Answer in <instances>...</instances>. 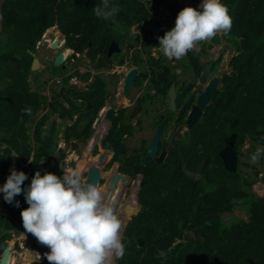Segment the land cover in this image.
<instances>
[{"label": "trees", "instance_id": "trees-1", "mask_svg": "<svg viewBox=\"0 0 264 264\" xmlns=\"http://www.w3.org/2000/svg\"><path fill=\"white\" fill-rule=\"evenodd\" d=\"M166 1L110 0L111 5L120 8L113 24L94 15V7L101 5L102 0H1V176L6 175L13 160L18 165L31 161L30 165L35 167L40 159L45 164L50 161L51 141L40 138L45 117L37 119V113L46 106V97L31 91L29 81L32 53L45 29L56 26L65 35L68 47L62 50L65 56L73 49L76 57L90 42L87 56L94 59L100 53L98 67H109L112 62L107 50L111 41L121 43L122 31L147 21L151 12ZM221 3L228 7L232 18L231 30L224 37L235 40L232 44L237 54L230 60L231 71L223 74L222 85L202 119L187 133L189 142L172 149L161 163L144 164L142 155L134 149L124 163L117 162L111 167L124 177L115 181L118 186L115 191L104 187V194L115 200L116 214L123 223L130 215L129 203L123 205L122 211L118 208L129 192L135 195L134 183L128 190L131 177L143 172L137 194L140 208L124 228L125 255L115 264H251V260L264 264V193L254 196L249 190L259 180L250 181L239 167L236 172L227 170L219 156V150L226 146L240 156L247 138L264 144V0H221ZM143 32L148 40L152 37L150 31ZM73 75L78 73L69 77ZM67 87L62 88L75 94V86ZM160 89L164 95L167 87ZM102 104L103 101L94 100L93 111L97 112ZM51 108L57 109L54 105ZM25 109H30V114ZM203 158L206 161L202 175L191 176L187 170H196V163ZM88 160L81 165L82 170L88 168ZM20 171L25 173L26 169ZM113 171L108 176L109 183ZM46 172L61 175L62 168L49 167L41 175ZM239 199L247 201L248 220L228 225L222 216L233 212ZM15 200L25 201L23 192L12 204L4 199L1 203L0 232L2 224L13 231L0 240L3 246L14 233L24 229L22 209ZM137 209L136 202L132 212ZM34 245L42 251L47 248L36 239ZM161 251L167 252L166 259L159 256Z\"/></svg>", "mask_w": 264, "mask_h": 264}, {"label": "flooded vegetation", "instance_id": "flooded-vegetation-1", "mask_svg": "<svg viewBox=\"0 0 264 264\" xmlns=\"http://www.w3.org/2000/svg\"><path fill=\"white\" fill-rule=\"evenodd\" d=\"M140 1L142 2L143 0ZM201 2L202 0H167L166 2H163L167 5L166 7L169 11L167 19L165 18L164 20L161 17L162 15H159L151 27H145L148 22L141 26L138 24L136 27L137 29L134 28L135 24L131 25L127 31L130 41H125V36L122 33L124 40L123 47H121V43L118 42L120 51L112 54L110 57L107 56L112 62V65L109 67H98L101 58L100 53L94 59L87 56V51L91 44L90 42L84 48V52L77 53L76 57H73L74 50L70 48L72 50V53H70V56L72 55L71 58L76 60L82 58L81 60L83 61V64L71 68L70 73L66 72L68 76L66 77L68 79L65 78L67 80L58 74H52L49 72V76L46 80L57 79L61 86L57 89V92L52 93V95L46 99V106L37 113V119L45 117L43 124L40 126V138L45 140L49 138L51 145L55 144L53 152L49 149V163L52 160L53 154L61 150L58 148V143L60 142H62L64 146L66 144L71 145L69 152L74 154L76 159L71 157L69 160H65L66 155L64 153V155L58 157L60 163L53 164L51 168L57 165L61 167L63 171L61 161H65V164H68L67 167L72 168L81 153L88 148L87 158H89V166L81 171L83 178L86 181L88 169L91 166L98 165L99 177L97 185L104 184V187L108 189V183L110 181V177L108 176L113 171L111 167L118 162L117 157L122 154L123 157L121 161L124 163L123 160L131 157L134 149H136L142 155L141 161L144 163L148 147L159 126L165 119H167V122L159 137L156 154L151 155L153 160L152 164L160 163L157 159L162 152H164L165 155L161 162H164L170 156L172 149L189 142L187 133L189 134V132L201 120L204 111L212 103L213 96L217 89L222 85V78L225 73L223 68L226 63L225 53L228 52L230 54L232 51L229 48L231 47L227 49V47H224L223 45V47L218 50L220 52L217 53L216 47L218 46V41L213 38V41L211 40L204 42L205 44H198L194 51L189 52L179 61L175 59L168 60L158 48L159 41L157 37H162L166 31H169L174 27L176 16L181 9L192 7L199 10L198 6ZM157 11L158 7L156 12ZM152 16H148V21ZM154 26L159 27L157 35L152 34V28ZM51 29L53 30L50 33L57 36L58 42L61 41V45L55 49L61 48V51L67 49L65 35L61 33L56 26H53ZM144 30L150 31L153 37L148 40V38L144 36ZM56 32L58 34H55ZM218 36L219 33L215 38ZM132 39L134 42H131ZM223 42L225 43L226 41ZM122 52L123 55L119 59L112 58L115 54H120ZM67 56L68 55L65 56L62 65H60L63 71L68 69L65 63L68 59ZM52 60L53 59L50 60L51 64ZM120 60H122V63L119 62ZM40 64L43 66L41 60ZM133 66L138 68V74L129 91L124 94L123 77L126 71ZM75 72H77L78 75L69 77V75ZM86 74H88L87 78L85 77ZM99 75L103 77L105 82L102 83L97 80L96 76ZM215 79L217 80L214 85L215 88H213L214 90L211 93L208 102L201 107L199 119L192 127H189V123L187 122L188 116L193 107H197L198 97L208 90L210 82ZM72 81L75 84L71 83ZM69 85L75 86V94H73L72 90H63L62 87L68 88L67 86ZM95 87L102 89L100 92H97L98 90ZM162 87H167L164 95L160 93V88ZM171 88L174 91L172 97L169 96ZM35 92H39V90ZM180 95L181 97L178 98ZM64 96H68L69 98L66 100ZM191 97L192 99L189 100ZM94 100L103 101L102 106L97 112L93 111ZM187 101L188 104L185 108V112L179 117L180 109ZM171 102L174 109L171 107ZM52 105L57 107V109L53 110L51 108ZM63 108L65 109L64 114L61 115ZM108 109H114L115 111L114 117L109 126L104 121V116ZM150 117L152 118L151 121L154 122V126L151 127L147 125V119ZM96 125H102L104 132L99 134L97 140L93 141L94 139L92 137H94ZM125 126L128 128L127 130L125 129ZM138 132L144 134V136L142 135L141 137V144L139 148L130 149L129 138L136 137ZM118 138L119 142H117ZM36 139L37 138H35V141ZM33 140L32 137V141ZM90 142H93L91 147ZM119 143L124 145V149L122 152L114 156V151L119 148ZM143 148L144 151H142ZM222 149H220L219 152ZM103 150L109 151L104 153ZM109 155L111 156V162L107 160ZM49 163L45 164L44 159L38 161L37 168L40 169V174L44 167H48ZM118 163L120 164V162ZM19 166L20 167L17 171L25 168V174L29 167H35L31 166L29 161L24 163V165L21 164ZM187 172L194 177H199L201 175V172H198L197 168L194 171L187 170ZM113 173L122 174H118L119 177L117 179L119 180L124 177V174L121 172L113 171ZM142 178L143 172L135 173L134 176L131 177L130 183L131 181L132 183L129 184L128 190L133 183L136 185L137 180H142ZM116 188H118V186H115V189ZM128 195L129 194H127L126 198ZM6 243H8L7 240Z\"/></svg>", "mask_w": 264, "mask_h": 264}, {"label": "clouds", "instance_id": "clouds-1", "mask_svg": "<svg viewBox=\"0 0 264 264\" xmlns=\"http://www.w3.org/2000/svg\"><path fill=\"white\" fill-rule=\"evenodd\" d=\"M198 8L181 9L174 27L162 37H157L158 48L168 60L179 61L194 51L198 44L213 38L218 41L231 30L232 18L221 0H202ZM119 11L120 8L111 5L110 0H102V4L93 9L97 18L113 22ZM52 27L46 28L38 41L40 45L43 41L48 49H52L51 43L57 40V36L47 33ZM218 33H221L219 38H215ZM223 41H218L217 50L223 47ZM60 45L61 41L58 42ZM229 47L233 46L230 44ZM231 54L226 57L225 73L231 71L230 60L237 54L236 49ZM25 111L30 114V109ZM262 153L264 150L257 149L250 157L251 162L257 163ZM205 159L201 160L204 161L203 166ZM200 162L196 164L197 171ZM62 172V177H58L48 172L41 175L37 171L29 187L22 189L28 177L24 172L12 168L6 182L0 187V207L3 199L12 204L14 198L23 192L28 207L20 212L22 226L25 232L49 249L44 254L48 264H115L125 255L122 233L126 227L116 214L115 200L106 198L102 190L85 181L81 170L68 168ZM140 180L136 184L138 191ZM16 206H19V202H16ZM159 256L166 259L167 252L161 251Z\"/></svg>", "mask_w": 264, "mask_h": 264}, {"label": "rangeland", "instance_id": "rangeland-1", "mask_svg": "<svg viewBox=\"0 0 264 264\" xmlns=\"http://www.w3.org/2000/svg\"><path fill=\"white\" fill-rule=\"evenodd\" d=\"M1 3L2 2L0 0V9H1ZM161 4H162V2L159 4V6ZM111 22L113 24H115V22H113V21H111ZM0 29H1V25H0ZM49 30L51 32V30H53V29H50L49 28L48 31ZM127 31L126 30L125 31H122L123 34H124V36H125V41L129 40L128 35H127ZM221 33H219V35ZM217 38H219V36ZM41 39H42V37H41ZM221 40L226 41L224 43V47H227V49H228V45L231 44L233 47L232 48H229V49L232 52H235V49H234L235 46L232 44V43L235 42V40H233L234 41L233 42L231 40H228L225 37H223L222 39H218V41H221ZM227 41H229L230 43L227 42ZM123 42H124V40L121 41V45H120L121 47H123V44H124ZM131 42H134V40L132 39ZM203 44H205V43L203 42ZM236 44H238V43H236ZM36 47H37V51L35 53L40 58L41 63L43 64V66H41V69L40 70H35V71H31L30 70L29 71L30 90L31 91H38L39 90V93L40 94H44V96L47 99V98L50 97V95H52V93L57 92V89L61 86V84L58 82L57 79H54V80L48 79V80H46V78L49 76L48 75L49 72L52 73V74H58V75L62 76L63 78H65L67 76L66 72L70 73V71H71L70 69L71 68L76 67L78 65H82L83 64V61L81 60L82 58H80L78 60L72 59L71 58L72 55L70 56V54H68V56H67L68 59L65 62L66 63V66L68 67V69H66V70L63 71V69H61L60 66H57L56 67V66H53L50 63V60L53 59L54 55H56L57 52L61 51V48L60 49L59 48L58 49H53V48L52 49H48L49 47L48 46H45L43 41H42V44L41 45L38 42L36 44ZM218 50H220V49H218ZM218 50H217V53L220 52ZM225 54H226V57H230L232 55L231 53L229 54L228 52H226ZM122 55H123V52L120 53V54H115L112 58L119 59ZM69 56H70L71 59L69 58ZM85 63H86V61H85ZM215 69H216V67H215ZM223 70H224V68H223ZM85 77L87 78L88 77V74H86ZM96 77H97V80L101 81L102 83L105 82L102 76L99 75V76H96ZM71 83H74V82L72 81ZM95 88L98 90L97 92H100L101 89H102V88L99 89L97 87H95ZM151 119H152L151 117L147 119V125L150 126V127L151 126H154V122H152ZM142 135L144 136L143 133L138 132V135L136 137L129 138L130 149H132V148H139V146L141 144V137H142ZM62 145H63L62 142L58 143V148L61 149V150H59L58 152H55L53 154L52 160L48 164V167L47 168L51 167L55 163H60L59 160H58V157L60 155H64V153L66 155L65 156V160H67V159L69 160V158H71L70 155H72V154L69 152L70 145L69 144H66L65 146L64 145L62 146ZM2 146L4 147L5 145L3 144ZM142 147H143V145H142ZM257 149L264 150V144H261V143H259L257 141L252 140V139H246L244 141L242 147H241V154H240V156H238V167H239L240 173L242 175H245L247 178H249L250 181L253 180V179L259 180V183L258 184L253 185L249 189L250 192L253 193L254 196H260L261 194L264 193V182L262 180V178L264 177V153H262V155H261V157H260V159H259V161L257 163H252L251 160H250L251 155L253 153H255L257 151ZM142 151H144V148L142 149ZM122 157H123L122 154L119 155L117 157V161L118 162H121ZM107 160H109L111 162V156L110 155L107 157ZM61 163H62L63 170H65L66 168H68L67 167L68 164H65V161H63V162L61 161ZM19 167L20 166L16 163L15 160H13L10 163V165H9V167L7 169L6 175L5 176H1V174H0V187H2L3 184L6 182V179H7L8 175L10 174V170L12 168H15L16 170H18ZM43 169H46V167H44ZM254 169L258 170V174L257 175H255V171L256 170L254 171ZM62 175H63V172H62ZM62 175H60L58 177H62ZM131 183H132V181H131ZM98 185H97V187L100 190H102V192H103L104 189H105L104 188V184H100L99 186ZM108 189H109V187H108ZM111 190L115 191V184H114V186H113V188ZM128 194L129 195H128L127 199L125 197V200L122 201L121 207H119L118 210L122 211L123 205L128 202L129 203L128 206L130 207V209H129V211H130L129 217L131 219L135 214H137L140 206L138 205V209L135 212H132L133 209L135 208V203H136V201H135V195H134V192H132V191L129 192ZM246 202L247 201L246 200L243 201V199L237 200L235 202L233 212H231L229 214L228 213L227 214H224L222 216L223 219H224V221L228 225H230L231 223L236 222L238 220H242V221H247L248 220L249 214H248V212L246 210L247 209L246 208V205H247ZM0 212H3L2 206L0 207ZM19 237L22 240L25 241L24 242L25 243V249H28L29 248L28 249V251L30 253L29 254V257L31 259L30 264H38V262L41 261L42 258H43V251L41 249L37 248L34 245V239L35 238L30 233L25 232V230L17 231L16 233L13 234V236L10 239L7 240V242L9 243V246L11 248V251H13L12 246L14 245V264H27V260L25 259L24 255L23 254L20 255V253L22 252V248L20 247L21 244H19L17 242L18 241L17 239H19ZM36 251L39 252L40 254H42L41 255L42 256L41 258H37V256L35 255ZM8 263H9V260H8Z\"/></svg>", "mask_w": 264, "mask_h": 264}, {"label": "water", "instance_id": "water-1", "mask_svg": "<svg viewBox=\"0 0 264 264\" xmlns=\"http://www.w3.org/2000/svg\"><path fill=\"white\" fill-rule=\"evenodd\" d=\"M159 32V27L158 26H154L152 28V34L154 35H157ZM51 46L55 49L58 47V40H54L52 43H51ZM88 48V47H87ZM120 51V48H119V44L117 41L113 40L111 41L110 45H109V48H108V51H107V56L110 57L112 54L114 53H117ZM32 56H33V60L31 62V68L30 70L31 71H35V70H39L40 67H41V64H40V59L39 57L35 54V53H32ZM65 59V55H64V52L63 51H59L58 53H56V55L54 56L53 60H52V65L53 66H60L62 65V62L64 61ZM137 74H138V68L137 67H131L130 69H128L123 77V93L126 94L132 83L135 81L136 77H137ZM217 80H213L212 82H210V86L208 87V90L200 95L197 99V107H193L191 113L189 114L188 116V120L187 122L189 123V127H192L194 125V123L199 119L200 117V114H201V107H203L209 100L210 96H211V93L213 92V88L214 85L216 84ZM174 91L173 89L171 88L170 91H169V96L172 97ZM181 95L178 97L180 98ZM177 98V100H178ZM192 97L189 99L191 100ZM188 100V101H189ZM188 101L186 102V104L180 109V112H179V117L182 116L185 112V108L187 107V104H188ZM171 107L174 109V106L171 102ZM114 114H115V111L114 109H108V111L106 112L105 116H104V121L105 123L109 126L112 122V119L114 117ZM167 122V119H165L161 125L159 126L158 130L156 131V134L155 136L153 137L149 147H148V151L145 155V158H144V164L146 165H150L153 163V160L151 158V155H155L156 154V151H157V145H158V142H159V137L164 129V126ZM119 136V134H118ZM117 142H119V138L117 139ZM55 149V144H52L51 147H50V151L53 152ZM124 149V145L122 143H119V148L114 151V156H116V154L122 152ZM104 153H107L108 150H103ZM220 156L222 157L223 159V163H224V166L227 170L229 171H232V172H235L236 169H237V161H238V156H237V153L235 150L231 149L230 147H225L223 148L221 151H220ZM165 153L162 152L160 154V156L158 157L157 161L158 162H161L163 157H164ZM88 154L86 152H82L81 155L78 157L77 161L73 164L72 168L74 169H79L82 171L81 169V165L84 164V161L86 160ZM83 162V163H82ZM203 163L204 161H201L199 164H198V172L201 171V168L203 166ZM39 171L40 172V169L37 168V167H29L27 169V177L28 179L25 180L22 184V186L24 185H30L31 183V179L33 178L34 174ZM98 177H99V167L98 165L96 166H91L89 169H88V172H87V177H86V181L89 182V183H92L93 185H97L98 183ZM119 177L118 174H114L113 177H111V183H109V189L111 190L115 184V181L117 180V178ZM123 180V179H122ZM138 188V187H137ZM137 192H138V189L136 190V193H135V201L137 202V204L139 205L138 201H137ZM106 196V195H105ZM107 198V196H106ZM16 202H19V207L23 210L25 208L28 207L26 201H21V200H15V204ZM140 206V205H139ZM130 220V217H127L126 221H125V225H127L128 221ZM124 232V230H123ZM13 231L11 229H6L5 228V225L2 224V231L0 232V240L6 235V234H12ZM123 234V233H122ZM49 251L48 248L44 249L43 250V258L41 261L38 262V264H48V261L45 257V253H47ZM0 252H1V255H0V264H7L8 263V259H9V256H10V252H11V248L9 246V243H7L5 246H2L0 245ZM251 264H260L259 262H255L253 260H251Z\"/></svg>", "mask_w": 264, "mask_h": 264}, {"label": "bare ground", "instance_id": "bare-ground-1", "mask_svg": "<svg viewBox=\"0 0 264 264\" xmlns=\"http://www.w3.org/2000/svg\"><path fill=\"white\" fill-rule=\"evenodd\" d=\"M42 51V50H41ZM128 95V94H127ZM90 105V104H89ZM103 108V107H102ZM85 110V109H84ZM96 123V122H95ZM102 132H104V128H103V126L102 125H99V126H97L96 125V130H95V134H94V137H92L94 140L93 141H95V140H97V138H98V136H99V134H101ZM65 139V138H64ZM91 144H90V147L93 145V142H90ZM71 146V145H70ZM102 150V149H101ZM109 151V150H108ZM83 152H86L87 154H88V148L87 149H85V151H83ZM111 152V151H110ZM103 153V152H102ZM70 156H74V154H72V155H70ZM74 157H76V156H74ZM155 162V161H154ZM157 162V161H156ZM3 181V180H2ZM23 233V232H22ZM25 237V236H24ZM18 241H20V244L22 245V252L20 253V255H24V257H26V258H28L29 260H31L30 259V257H29V251H28V249H25V243H24V240H22L20 237H19V239H18ZM24 250V251H23ZM35 251V250H34ZM14 250L13 251H11L10 253H11V255L9 256V259H10V261H9V263L8 264H14V258L13 259H11V257L14 255ZM13 253V254H12ZM35 255L37 256V258H41L42 256V254H40L39 252H37L36 251V253H35Z\"/></svg>", "mask_w": 264, "mask_h": 264}, {"label": "built area", "instance_id": "built-area-1", "mask_svg": "<svg viewBox=\"0 0 264 264\" xmlns=\"http://www.w3.org/2000/svg\"><path fill=\"white\" fill-rule=\"evenodd\" d=\"M167 5L166 4H161L160 6H158V11L156 12H151V16L152 18L149 19V21L147 20L146 22H141V23H136L134 28L137 29L136 27L138 26V24H140L139 26H141L142 24L144 25L145 23H147L145 25V27H151L154 23H155V20L156 18L159 16V15H162L161 17L165 20V18L167 19V15L169 14V11L166 7ZM159 13V14H158ZM46 40H49V39H46ZM2 199V198H1ZM0 199V200H1ZM18 240V239H17ZM19 244H20V241H17ZM13 247V250H14V245L12 246ZM21 247V245H20Z\"/></svg>", "mask_w": 264, "mask_h": 264}, {"label": "crops", "instance_id": "crops-1", "mask_svg": "<svg viewBox=\"0 0 264 264\" xmlns=\"http://www.w3.org/2000/svg\"><path fill=\"white\" fill-rule=\"evenodd\" d=\"M21 247H22V245H21ZM13 253H14V252H13ZM13 253H12V254H13ZM10 255H11V253H10ZM13 258H14V255L11 257V259H13ZM25 259L27 260V264H30L31 260H29V259L26 258V257H25ZM8 260L10 261V259H8Z\"/></svg>", "mask_w": 264, "mask_h": 264}]
</instances>
